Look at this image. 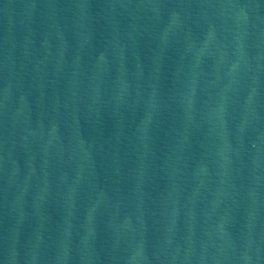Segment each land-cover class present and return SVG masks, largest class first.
<instances>
[{"label": "water", "instance_id": "obj_1", "mask_svg": "<svg viewBox=\"0 0 264 264\" xmlns=\"http://www.w3.org/2000/svg\"><path fill=\"white\" fill-rule=\"evenodd\" d=\"M0 264H264V0H0Z\"/></svg>", "mask_w": 264, "mask_h": 264}]
</instances>
